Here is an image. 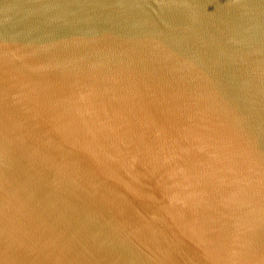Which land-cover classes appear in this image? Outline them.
Segmentation results:
<instances>
[{
	"label": "water",
	"instance_id": "water-1",
	"mask_svg": "<svg viewBox=\"0 0 264 264\" xmlns=\"http://www.w3.org/2000/svg\"><path fill=\"white\" fill-rule=\"evenodd\" d=\"M0 264H264V0H0Z\"/></svg>",
	"mask_w": 264,
	"mask_h": 264
}]
</instances>
